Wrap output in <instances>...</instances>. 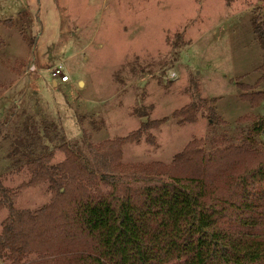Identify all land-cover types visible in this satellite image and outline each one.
Instances as JSON below:
<instances>
[{
	"label": "rangeland",
	"instance_id": "1",
	"mask_svg": "<svg viewBox=\"0 0 264 264\" xmlns=\"http://www.w3.org/2000/svg\"><path fill=\"white\" fill-rule=\"evenodd\" d=\"M262 14L264 0H0V182L12 206L34 210L51 197L46 181L21 186L30 172L10 154L27 118L55 122L84 159L91 146L166 118L122 145L113 164L120 175L168 166L192 139L205 150L233 143L261 151L264 55L251 20ZM58 62L66 82L51 75ZM244 92L261 101L253 106ZM203 98L221 122H210L207 106L193 122L171 116ZM65 157L56 148L50 164ZM8 214L0 208V230Z\"/></svg>",
	"mask_w": 264,
	"mask_h": 264
},
{
	"label": "trees",
	"instance_id": "2",
	"mask_svg": "<svg viewBox=\"0 0 264 264\" xmlns=\"http://www.w3.org/2000/svg\"><path fill=\"white\" fill-rule=\"evenodd\" d=\"M251 29L264 55V14L252 18ZM258 93L241 96L254 106ZM207 101H191L171 116L193 122L207 106L210 122H221ZM164 121L144 120L125 136L91 146L84 159L55 122L25 119L10 154L20 155L30 172L21 186L46 181L51 197L34 210L15 209L0 182V208L9 209L0 258L12 264H29L31 255L45 258L35 264H264V148L229 143L205 150L201 139H192L168 166L153 162L140 172L114 174L122 145ZM56 148L66 157L50 164Z\"/></svg>",
	"mask_w": 264,
	"mask_h": 264
},
{
	"label": "built area",
	"instance_id": "3",
	"mask_svg": "<svg viewBox=\"0 0 264 264\" xmlns=\"http://www.w3.org/2000/svg\"><path fill=\"white\" fill-rule=\"evenodd\" d=\"M51 75L61 82H66L69 80V76L65 73L64 67L61 62H58L51 68Z\"/></svg>",
	"mask_w": 264,
	"mask_h": 264
},
{
	"label": "water",
	"instance_id": "4",
	"mask_svg": "<svg viewBox=\"0 0 264 264\" xmlns=\"http://www.w3.org/2000/svg\"><path fill=\"white\" fill-rule=\"evenodd\" d=\"M54 83H55V81H54Z\"/></svg>",
	"mask_w": 264,
	"mask_h": 264
},
{
	"label": "crops",
	"instance_id": "5",
	"mask_svg": "<svg viewBox=\"0 0 264 264\" xmlns=\"http://www.w3.org/2000/svg\"><path fill=\"white\" fill-rule=\"evenodd\" d=\"M56 83V82H55Z\"/></svg>",
	"mask_w": 264,
	"mask_h": 264
}]
</instances>
